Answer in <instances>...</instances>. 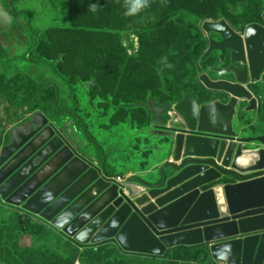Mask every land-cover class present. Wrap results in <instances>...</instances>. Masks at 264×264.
<instances>
[{
  "label": "water",
  "instance_id": "1",
  "mask_svg": "<svg viewBox=\"0 0 264 264\" xmlns=\"http://www.w3.org/2000/svg\"><path fill=\"white\" fill-rule=\"evenodd\" d=\"M13 21L0 0V34ZM202 30L210 42L202 62L221 52L222 64L228 59L230 65L211 71L231 79L204 72L202 85L222 98L203 103L186 93L158 127L175 162L160 184L119 183L81 154L67 125L38 112L0 148L1 201L81 245L115 240L127 253L159 257L206 245L217 262L264 264V131L245 136L238 117L255 111L264 127V98L256 91L258 83L264 89V11L262 22L242 33L225 19L206 21ZM223 170L258 176L223 184Z\"/></svg>",
  "mask_w": 264,
  "mask_h": 264
},
{
  "label": "rangeland",
  "instance_id": "2",
  "mask_svg": "<svg viewBox=\"0 0 264 264\" xmlns=\"http://www.w3.org/2000/svg\"><path fill=\"white\" fill-rule=\"evenodd\" d=\"M1 2L16 18L9 30L0 34L3 39V42L0 41L2 71L6 72L12 65L14 68L10 74L3 73L6 77L0 82H5L7 88L31 80L35 84L61 85L59 111L75 109L77 114L82 115L78 114L83 124L82 117L85 118L88 112L93 120L89 126L90 134L97 138L103 134V129L98 127L102 119L98 118V109L91 98L99 100V106L108 111L111 103L176 104L184 98L185 93L201 90L200 76L208 60L205 64L202 59L194 60L184 75L177 60L181 59L182 52L188 54L189 51L177 48L173 43L166 46L164 42L159 44L161 50L155 49L151 47L152 43L148 44L151 35L155 38V35L170 34L174 28L189 25L201 29L204 22L199 21H202V17L215 21L213 18L217 16H225L231 26L242 33L247 23L258 17L259 9L264 7V0H252L250 5L241 0H150V7L128 16L125 15V0ZM90 4H98L99 7L94 12L89 11ZM33 32L36 37L31 54ZM194 34L198 37L195 28ZM183 35L189 42H194L188 34L183 32ZM178 40L182 42V37H178ZM195 45L201 53L203 42L198 38ZM208 46L205 45V49ZM164 48L169 51L162 52ZM189 53L194 54L195 50ZM28 56L30 59L36 56L43 59L61 58V65L57 68L61 78L49 66L33 64ZM168 58L177 62L169 63L166 61ZM214 62H217V58ZM162 67L166 70L163 71ZM171 76L177 77V80ZM212 76L217 77L214 73ZM207 94H203L204 100ZM241 118L246 126L253 123V120L249 122ZM256 123L245 134L258 135L260 126L256 127ZM121 127L122 134H134L129 126L124 124ZM128 142L134 141L130 138ZM123 146L125 144H120L117 148L122 155ZM258 146V143L251 145L252 148ZM133 166L141 167L140 159H136ZM114 167L119 173L127 172L126 166L114 164ZM2 218L1 233H5L0 242L2 264H24L25 259L35 264H72L81 257L76 256L75 246L70 242L59 241L62 235L45 229L37 221L26 219L17 211L3 209ZM92 256L100 264H140L137 260L117 258L112 251ZM167 259L170 260L169 264H213L204 251L175 250Z\"/></svg>",
  "mask_w": 264,
  "mask_h": 264
},
{
  "label": "crops",
  "instance_id": "3",
  "mask_svg": "<svg viewBox=\"0 0 264 264\" xmlns=\"http://www.w3.org/2000/svg\"><path fill=\"white\" fill-rule=\"evenodd\" d=\"M0 41L3 42V39L0 38ZM32 45L33 42H32ZM31 51V50H30ZM12 59V58H10ZM29 59V56H28ZM13 65L9 67V69L4 72L3 65H0V73H8L10 74L13 71ZM52 71V70H51ZM61 86V85H60ZM60 86H58L60 88ZM256 91L261 94L264 98V94L262 93L261 83H258L256 86ZM72 95L74 92H70ZM207 98L204 100L201 98L200 100L203 103H211L215 100L222 98L219 93L207 92ZM69 94L70 96H72ZM69 96V98H70ZM91 98V97H90ZM92 102L95 103L98 111V118L102 119L101 124L98 127L103 129V134L100 138H97L92 135L94 142L96 144H92L86 139L83 135L77 133L74 129V122L68 121L64 117H60L58 120H51L54 123H58L59 126H68V131L73 138L74 142H76L81 147V154L84 155L89 161H94L101 168H103L104 173L112 176V177H123L128 179H132L133 177H139L144 182L149 184H159L163 178V171L170 170V160H173L172 152L173 145L166 143L164 138L161 136L162 132L160 131V126L166 125V121L168 120L169 112L172 110V107H167L165 105L158 104L156 102H148L143 104H114L111 103L108 111L105 108H101L99 105L101 102L99 100L95 101L92 99ZM264 105V102H263ZM170 108V109H168ZM38 113V112H37ZM35 114V113H34ZM82 116L80 113H78ZM85 118L82 117L85 127L89 131V126L93 124V120L91 115L86 112ZM33 114H27L24 110L19 112L13 111L9 108L8 104L3 100H0V148L2 145L8 140L6 137L13 131L15 128L20 127V125L27 123V120ZM238 117L240 118V126L244 129V133L249 130H252L255 125V121L258 119L257 112H239ZM244 117L245 121H249L251 123L250 126H246L242 122V118ZM62 121V122H57ZM129 126L134 134H122L120 129L122 125ZM257 124V123H256ZM260 129L257 130L259 133L264 131V127L258 124ZM255 127V126H254ZM89 133H91L89 131ZM245 136H249L245 134ZM254 136V135H253ZM132 138V141L138 143V146H135L134 142H128L129 139ZM128 142V143H127ZM125 144L123 146V155L121 150L117 149L120 144ZM251 148V147H250ZM136 149L138 152H136ZM139 153V154H138ZM136 159H140L139 168L134 167V163ZM122 161V162H121ZM114 164L118 167H127V172L125 174L119 173L116 171L117 167H114ZM226 184L225 182H222ZM3 209H9L12 211H17L19 215L32 219L34 222L44 223L38 217L34 215L27 216L26 212L22 209L15 208L12 206L2 207ZM2 209V210H3ZM0 210V213L2 212ZM1 217V216H0ZM46 223V222H45ZM1 226V220H0ZM50 229V228H49ZM58 232V231H57ZM112 245L122 249L115 240L110 241ZM213 261V260H212ZM214 264H225L223 262L213 261ZM0 264H2V255L0 250Z\"/></svg>",
  "mask_w": 264,
  "mask_h": 264
},
{
  "label": "trees",
  "instance_id": "4",
  "mask_svg": "<svg viewBox=\"0 0 264 264\" xmlns=\"http://www.w3.org/2000/svg\"><path fill=\"white\" fill-rule=\"evenodd\" d=\"M241 1H243L244 3H247L249 5L252 4V0H241ZM263 11H264V7H261V9H259V11H258V17L253 19L254 21L251 20L247 24L262 22V12ZM13 18L15 19L16 17L13 16ZM222 19L226 20L225 16H217V17L213 18V20H215V21H220ZM201 20L202 21H199V22H206L209 19L202 17ZM194 28H195V32L198 34V37L194 34ZM201 29L198 26H192V25L186 26L185 28H180V27L174 28L173 32L170 34L165 33L163 35H161V34L155 35V38H153V36L151 35L149 37V43L148 44L152 43L151 47H154L155 49H159V50H161L159 44L162 42H164V44L166 46L169 45L170 43L171 44L173 43V45L175 47L184 48L189 52H193L195 50L194 54H191L189 52H188V54L185 52H182L181 59L177 60L178 62H180L181 73L185 75L186 72L188 71V67H190V65L192 63H194V60L199 61V60L203 59L204 55L206 54V52L209 48V46H208L205 49V45H207V44L209 45L210 42H209L207 35L204 33V31H201ZM183 32H184V34H188V36L190 38H192L194 40V42H192V43L189 42L188 38L185 35H183ZM35 37H36V33H34V36H33V44H35ZM178 37H182V42H179ZM198 38H199V40H201L203 42V45H204V49L201 51V53L198 51V48L195 45ZM30 49H31L30 53L32 54L33 49H34V45H32ZM164 49L162 52H168L169 51L166 48H164ZM29 60L33 64H36V65L49 66L50 69L53 71V73L56 74V76L60 77V75L57 71V68L61 65V58L43 59V58L36 56V58H31V59L29 57ZM166 61L169 63L177 62L175 59H172V58H168V59H166ZM202 63L205 64L206 61L202 62ZM207 63H208V61H207ZM154 64L160 67L159 64H157V63H154ZM162 70L165 71L166 70L165 67H162ZM170 71H172V69H170ZM5 77H6V74L0 73V81L4 80ZM170 78L177 80V77H175V76H171ZM31 81L30 82L28 81L24 84H20L17 86H13L12 88H7L5 86V82H0V100H3L5 103H7L9 108H11L15 112H19L21 110H24L25 113H27V114H34V113L39 112V113L44 114L50 120H54L57 118L59 119L60 117H64L68 121H73L75 131L79 134H82L86 139L89 140L90 143L96 144V142H94L93 138L91 137V135H90L89 131L87 130V128L85 127V125L79 119V116L76 113L75 109L74 110L66 109V110H63L61 112L59 111L60 88L57 85H55V84H35L34 82H31ZM207 92L208 91L206 90V88L202 85V88L199 92H197V93L194 92L192 94L199 96L201 99V98H203V94L207 93ZM174 104L175 103L172 102L171 104L167 103L165 105L167 107L171 108V106ZM170 108H168V109H170ZM191 162L192 163H202V162L212 163L209 160L208 161L190 160L188 163H191ZM223 172L227 176L225 178V180L223 181L225 183H235L237 180L242 178V176L238 175L237 173H233V172L225 171V170H223ZM256 176H258V174H253L251 176V178L256 177ZM132 180L134 182H137V183H143V181L139 177H133ZM146 185H149V184H146ZM152 185H153V187H155V184H152ZM157 186H159V185H157ZM0 206L5 207L7 205L4 204L3 202H1ZM2 209L3 208H0V210H2ZM0 215H1V217H0V220H1L0 242H1V239L5 235V233L3 232L4 235L1 233V229H2L1 227H2V221H3L2 212L0 213ZM27 216L29 217L31 215L27 214ZM26 219H29V218L26 217ZM29 220H32V219H29ZM42 225L45 226V229H49V227L46 226L45 224H42ZM49 230H51L55 234L59 233L60 235H62L61 237H59L60 242L67 241V242H70L73 246H75L74 250H75L76 256L77 257L81 256L79 259H82L87 264H100V262H98L95 258H93L92 254H95V256H97L103 252H109V251L110 252L112 251V253L117 258H127V259L137 260L140 264H169L170 260L167 259V256L172 251L182 250V249L188 250V251H204L206 253V255L208 256V258H210L211 262L214 264V262H213L214 260L212 259V256H211V254L208 250V247L206 245L193 246V247H186V246L177 247V248L170 250L165 256L159 257V256H150V255H144V254L127 253V252L123 251L122 249L112 245L110 241L103 242V243H100L97 245H87V246L81 245L80 243H78L74 239L68 238L61 231L57 232L56 230H53L52 228H50ZM0 250H1V248H0ZM1 255H2V250H1ZM82 257L85 258V260ZM2 258H3V256H2ZM75 262H73L72 264H75ZM24 264H35V263H31L25 259Z\"/></svg>",
  "mask_w": 264,
  "mask_h": 264
},
{
  "label": "clouds",
  "instance_id": "5",
  "mask_svg": "<svg viewBox=\"0 0 264 264\" xmlns=\"http://www.w3.org/2000/svg\"><path fill=\"white\" fill-rule=\"evenodd\" d=\"M99 7L98 4H90L89 5V11H96L97 8ZM125 7L127 9V11L125 12V15L131 16V15H135L138 14L139 12L143 11L145 8L150 7V0H125ZM171 164V163H170ZM5 204V202H3ZM7 205V204H6ZM25 212V211H24ZM27 213V212H26ZM29 214V213H27ZM31 215V214H30ZM37 217V216H35ZM39 218V217H38ZM42 220V219H41ZM44 221V220H43ZM39 222V221H38ZM41 223V222H40ZM46 226H48L49 228H52L53 230L56 231H60L58 229H56L55 227L51 226L50 224H48L47 222L44 223ZM62 232V231H61ZM63 233V232H62ZM64 234V233H63ZM65 235V234H64ZM70 238V237H68ZM72 239V238H71Z\"/></svg>",
  "mask_w": 264,
  "mask_h": 264
},
{
  "label": "flooded vegetation",
  "instance_id": "6",
  "mask_svg": "<svg viewBox=\"0 0 264 264\" xmlns=\"http://www.w3.org/2000/svg\"><path fill=\"white\" fill-rule=\"evenodd\" d=\"M214 38L217 39V40H220V37H218V36H215ZM209 46H210V44H209ZM215 58H217V62H214V59ZM226 58H229V57L227 56ZM207 60H208V63H206V67L203 68V72H208L213 79H218V78L231 79V76L230 75H225V76L220 77L219 74H218V72L211 71V68L221 67V68H224L225 69V68H227L230 65L228 59H226L225 60V63L222 64V61H221V52H215V53H213V55L209 59H207ZM212 73L216 74L217 77L214 78L212 76Z\"/></svg>",
  "mask_w": 264,
  "mask_h": 264
},
{
  "label": "built area",
  "instance_id": "7",
  "mask_svg": "<svg viewBox=\"0 0 264 264\" xmlns=\"http://www.w3.org/2000/svg\"><path fill=\"white\" fill-rule=\"evenodd\" d=\"M170 163H171V164H175V162H174L172 159L170 160ZM240 176H242V178L239 179V180H237L236 182H242V181L249 180V179H251V176H252V175H240ZM116 180H117L119 183H122V184H125L126 181H127V179H126V178H123V177H116ZM236 182H235V183H236ZM1 202H3V201H1V198H0V203H1ZM75 264H87V263H85L82 259H78V260L75 262Z\"/></svg>",
  "mask_w": 264,
  "mask_h": 264
}]
</instances>
